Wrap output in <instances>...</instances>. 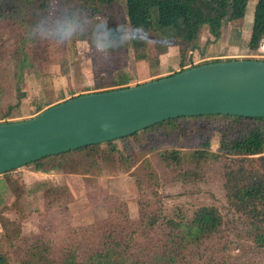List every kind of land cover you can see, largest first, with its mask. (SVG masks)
<instances>
[{
    "label": "trees",
    "instance_id": "trees-1",
    "mask_svg": "<svg viewBox=\"0 0 264 264\" xmlns=\"http://www.w3.org/2000/svg\"><path fill=\"white\" fill-rule=\"evenodd\" d=\"M81 1L88 3L91 0ZM95 1L104 6L110 27H115L111 13L115 0ZM255 1L248 42L251 50L258 48L264 39V0ZM248 2L126 0V21L134 30L132 51L141 61H146L150 55L159 58L174 46L181 49L182 57L188 52H191L190 56L196 53L202 56L205 51L200 48L202 28L206 27L207 43H214L224 24L243 20ZM47 10L48 0H0V24L13 38L7 44L0 34V64L5 56L13 61L18 88L24 73L28 69L38 72V60L46 56V43L25 40L24 25L34 23ZM149 30L158 32L163 42H153L147 48L139 33ZM215 62L222 61L217 59L204 63ZM198 65L192 63L189 68ZM112 83L107 91L129 87L130 79L119 72ZM2 96L0 83V124L12 122L9 121L12 107L2 112ZM43 110L42 106H37L33 117ZM186 121L198 125L205 123L207 131H218L217 154L209 151V143L205 141L201 144L203 148L194 151L191 158L197 167L222 158L228 161L224 182L231 217H224L213 206L199 207L190 218L180 212L166 217L160 197L153 192L144 193L137 201L136 220L130 219L125 202H114L108 207L105 219L72 230L66 242L56 249L46 234L39 238L23 236L21 223L5 217L0 211V264H11L10 256L13 254L19 256L22 264H264V118L222 115L176 118L128 137L52 156L53 167L61 166L72 174L85 175L98 164L117 158L125 169H129L131 154L142 148L141 139L147 137L146 140L150 141L151 135H178ZM159 157L172 174L181 175L184 171V160L179 151L164 152ZM66 193L68 188L64 186L45 188L44 206L61 207L63 204L67 208L71 200L62 201ZM232 249L245 254V258L233 261L229 255Z\"/></svg>",
    "mask_w": 264,
    "mask_h": 264
},
{
    "label": "rangeland",
    "instance_id": "rangeland-1",
    "mask_svg": "<svg viewBox=\"0 0 264 264\" xmlns=\"http://www.w3.org/2000/svg\"><path fill=\"white\" fill-rule=\"evenodd\" d=\"M67 3L86 13L91 19L107 17L106 10L99 1L83 3L81 0H67ZM255 9L256 1L249 0L243 20L236 24H224L214 43H207L204 26L200 34V48L208 53L190 56L191 52H188L182 57L179 47H169L167 52L171 48V55L167 56V63L163 62V65L179 61L182 65L179 69L186 70L192 63L198 65L217 60L213 58L216 56H221L222 59L224 55L234 60H264V39L255 50L248 47ZM111 13L115 26L128 25L126 0H115ZM0 34L10 44L12 35L3 24H0ZM139 35L146 42L147 48L153 42H163L161 35L152 30L140 32ZM131 43L132 40L108 61L91 51L83 40L60 47L46 44V56L38 60L39 71L28 69L19 82V88L14 80L13 61L3 57L0 64L2 112H6L11 106L9 121L30 119L37 106L46 109V105L64 98L107 91L119 72L130 79V86L163 78L165 71L160 63L161 59L149 54L146 61L138 60ZM151 50L154 51L153 48ZM182 128V132L175 136L151 135L150 141L146 140L147 137L141 139L142 148L135 149L131 154L129 169H125L121 161L114 158L98 164L85 175H77L70 173L65 167H53L54 162L51 157H47L37 164L34 162L2 175L0 211H3L5 217L21 223L23 236L39 238L46 234L56 249L66 242L72 230L105 219L108 207L114 202H125L130 219L136 220L137 201L144 193L153 192L160 197L166 217L180 212L190 218L202 206L216 207L224 217H231L224 182L228 161L222 158L197 167L191 158L194 151L203 148L201 144L205 141L209 143V151L217 154L218 131H207L205 123L198 125L191 121H186ZM171 150L179 151L184 160L181 175L172 174L160 160L161 153ZM63 186L68 188V193L62 201L65 203L67 199L71 200L67 203V208L63 204L61 207H45L44 189ZM229 255L233 261L246 256L234 249L230 250ZM10 262L22 264L17 254L10 256Z\"/></svg>",
    "mask_w": 264,
    "mask_h": 264
},
{
    "label": "water",
    "instance_id": "water-1",
    "mask_svg": "<svg viewBox=\"0 0 264 264\" xmlns=\"http://www.w3.org/2000/svg\"><path fill=\"white\" fill-rule=\"evenodd\" d=\"M264 118V60L204 63L136 86L79 95L0 124V176L41 159L198 116Z\"/></svg>",
    "mask_w": 264,
    "mask_h": 264
},
{
    "label": "clouds",
    "instance_id": "clouds-1",
    "mask_svg": "<svg viewBox=\"0 0 264 264\" xmlns=\"http://www.w3.org/2000/svg\"><path fill=\"white\" fill-rule=\"evenodd\" d=\"M23 34L27 42L46 43L52 47L83 40L104 61L110 60L134 38V30L129 25L110 27L106 18L91 19L67 0H48L46 14L34 23L25 24Z\"/></svg>",
    "mask_w": 264,
    "mask_h": 264
},
{
    "label": "crops",
    "instance_id": "crops-1",
    "mask_svg": "<svg viewBox=\"0 0 264 264\" xmlns=\"http://www.w3.org/2000/svg\"><path fill=\"white\" fill-rule=\"evenodd\" d=\"M207 33V32H206ZM175 47V46H174ZM200 47H202V44H200ZM172 49L170 48L169 49V51H171ZM167 52L166 54H164V55H161L159 58L161 59V64L163 65V62H165V63H167V60H168V58H167V56H169V55H171V53L170 52ZM206 53H208V51L206 50L205 52H204V54H206ZM216 55V53H214V55L213 56H215ZM220 57L221 56H216V57H213L214 59L216 58V59H219V60H221V61H227V60H234V59H230V58H228V56L227 55H224V57H222V59H220ZM162 58H164V59H162ZM224 59V60H223ZM213 60V59H212ZM171 62V61H170ZM173 62V61H172ZM179 62V61H178ZM178 62H176V63H174V64H172V63H168L169 64V67H167L168 69H166L165 67H166V65H168V64H165L164 63V65L162 66L163 67V69H164V77L165 76H169V75H171V74H174V73H176V72H178L180 69L179 68H181V64L180 63H178ZM0 232H1V228H0Z\"/></svg>",
    "mask_w": 264,
    "mask_h": 264
}]
</instances>
